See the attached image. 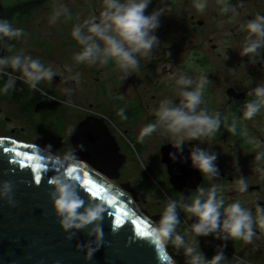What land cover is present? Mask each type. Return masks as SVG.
I'll list each match as a JSON object with an SVG mask.
<instances>
[{
  "label": "flooded vegetation",
  "instance_id": "af4514ba",
  "mask_svg": "<svg viewBox=\"0 0 264 264\" xmlns=\"http://www.w3.org/2000/svg\"><path fill=\"white\" fill-rule=\"evenodd\" d=\"M62 1L71 18L62 15L51 23ZM75 2L78 5L70 6V0H0V19L24 30L22 37L0 42V56L11 57L22 52L40 59L46 66L51 65L57 73L52 81H41L36 89L30 88L18 71L6 69L5 74H0V139L39 146L42 150L45 143H53L63 151L61 145H65L69 147L67 153L75 152L76 158H81L82 154L95 152V148L100 151L97 150L99 145L93 148L90 143L100 139L104 145L106 128L125 159L113 182L130 199L135 212L152 224L160 219L169 199L190 203L198 186L209 189L213 183L218 186L225 206L239 201L255 217L257 206H264V152L252 155L255 172L245 177L248 184L245 193L239 192L238 179L227 166L236 160L245 162L242 153L233 148L242 142V135L247 134L246 124H241V120H245L243 109L254 99L247 93L264 83V48L259 50V55H240L248 37L246 23L257 14H264V0H152L145 15L155 9L163 12L157 31L159 53L138 57V69L130 70L127 76L114 60L106 65L91 66L74 61V54L81 51L82 46L71 36L73 26L98 15L103 7V0H92L91 6H83L81 0ZM198 3H204L205 8L198 9ZM226 5L235 7L236 14L225 13ZM251 60L260 61L248 69ZM195 62L202 63L205 69L193 73ZM186 72L194 76L193 80L208 76L201 107L209 114L218 113L222 123L214 136L202 142L186 143L182 162L170 158L169 153L177 150L171 144L174 140L163 129L146 136L143 142L138 137L145 125L156 122L154 110L162 100L179 103L180 86L176 78ZM77 77L81 78L80 82ZM10 80L14 87L4 93L2 89ZM88 91L93 92L94 98H89V102ZM62 96L80 107L73 106V112L68 103L60 101ZM100 105L109 109L112 118L96 110ZM120 108L125 109L127 119L119 115L113 118ZM233 121L237 127L235 134L227 128ZM85 122L84 130L76 137L79 145H84L83 150H79L73 135ZM69 129L74 130L72 136L68 135ZM197 144L217 154L215 164L219 176L214 180L203 177L187 159L190 149ZM178 215L181 223L177 231L185 236L188 244L201 249L206 258H212L218 246L226 244L227 264H264V232L256 229L255 224L258 235L251 244L212 236L197 237V244L193 235L186 232L196 218L189 219L181 209ZM165 248L174 264H180L178 257L186 264L182 249L177 250L171 244Z\"/></svg>",
  "mask_w": 264,
  "mask_h": 264
},
{
  "label": "clouds",
  "instance_id": "9594fccd",
  "mask_svg": "<svg viewBox=\"0 0 264 264\" xmlns=\"http://www.w3.org/2000/svg\"><path fill=\"white\" fill-rule=\"evenodd\" d=\"M151 3L152 0H103V7L98 15L86 18L72 28V38L82 46V50L74 54V61L91 66L97 63L106 65L109 60H114L126 76L130 70L138 69L140 63L138 57H148L160 43L155 32L160 27V17L163 12L161 9H155L151 14L145 15V10ZM196 7L203 10L205 4L198 3ZM223 11L236 14V8L230 5H226ZM62 15L71 18L67 7L60 5L50 22L55 23ZM246 30L248 37L241 47L240 55L242 57L259 55V50L264 48V14H257L254 19L248 20ZM23 35V29L13 27L6 19H0V42H4L5 39H17ZM6 69L20 72L21 78L32 89H36L41 81H52L57 76L51 65L46 66L40 59H33L31 55H25L22 52L11 57L0 56V74H5ZM208 83L209 79L206 75L193 80L184 74H179L176 78V84L180 86L179 103H174L170 99L162 100L159 107L154 110L156 122L147 124L140 130L139 140L143 142L146 136H150L158 129H163L174 140L171 144L177 150L169 153L170 158L173 161L179 159L183 162L186 143L202 142L205 138L214 136L221 128L220 115L209 114L201 107L203 90ZM13 87L10 80L2 91L7 93ZM247 95L254 96V99L244 105L243 117L251 120L264 109V83L258 84ZM117 115L127 119L124 108H120ZM227 128L230 133L235 134L236 122L233 121L231 125H227ZM73 132V129H69L68 135L72 136ZM199 144L190 149L187 159H190L191 166L203 177L207 176L214 180L219 176V170L215 164L217 154L201 148ZM77 148L83 150L84 145L80 144ZM51 149L50 144L43 150L38 148L40 152L43 151L47 155L48 159L55 158V153ZM75 158L76 153L71 151L63 157L66 161ZM48 183L53 189L50 196L56 216L59 218L63 231L67 233V239L71 240L77 232L87 230L89 240L85 244H78L77 247L84 251L85 260L91 261L104 244L102 223L108 211L107 199L89 198L86 203L74 179L67 173L51 176ZM238 185L239 192L248 191V184L243 176L239 178ZM13 189L14 185L11 181H5L0 185V199H5L10 207H15ZM196 193L190 203L169 199L160 219L147 230V238L157 250L171 244L177 250H183L186 264H227L224 252L226 244L219 245L216 254L208 259L201 249L197 250L186 242L185 236L177 231L181 223L178 209L187 213L189 219L196 218L186 232L193 235L197 244V237L208 236L224 241L241 240L251 244L253 238L258 235L256 229L264 232V206H257L255 217L252 211L239 201L225 206V200L215 183L209 189L198 186ZM117 230L118 228L114 226L113 231ZM139 235L144 236V232Z\"/></svg>",
  "mask_w": 264,
  "mask_h": 264
},
{
  "label": "water",
  "instance_id": "95a60500",
  "mask_svg": "<svg viewBox=\"0 0 264 264\" xmlns=\"http://www.w3.org/2000/svg\"><path fill=\"white\" fill-rule=\"evenodd\" d=\"M86 124H80L74 132L76 148L80 143L76 137ZM101 143L100 139L90 143L93 148L99 145L97 150L100 151L95 148V152L66 161L56 155L48 159L43 151L38 150H42L39 146L0 139V185L5 181L13 183L15 202V207H10L5 199H0V264H174L165 247L157 250L147 236L139 235L153 224L135 212L130 199L113 182L125 159L106 128L104 145ZM13 148L22 154L42 158L25 160L24 163L46 165L47 171L41 168L37 172L21 166L22 156L5 150ZM69 167H75L77 172L74 175L81 177L74 182L86 203L89 198L104 199L91 196L82 183L84 178L103 188L105 199L116 201L115 205L108 204L102 223L104 244L91 261H86L84 251L77 247L89 240L87 230L77 232L71 240L67 239L50 196L53 189L48 183L49 178L66 174ZM37 176L40 177L39 182ZM114 226L118 228L115 232Z\"/></svg>",
  "mask_w": 264,
  "mask_h": 264
},
{
  "label": "rangeland",
  "instance_id": "374dc122",
  "mask_svg": "<svg viewBox=\"0 0 264 264\" xmlns=\"http://www.w3.org/2000/svg\"><path fill=\"white\" fill-rule=\"evenodd\" d=\"M75 1H79V0H70V2H71L70 6L78 5V2H75ZM81 1H82L83 6H91V4H92V0H81ZM61 5H64L63 1H62ZM150 14H151V12H150ZM160 27H161V18H160ZM157 31L155 32V35H157ZM156 49H157V51H156ZM158 53L159 52H158V46H157L152 50L151 55L158 54ZM259 61L260 60H258V61L251 60L249 62V64H247L248 69L251 67V65L253 63L258 64ZM193 67L195 68L193 70V73H195V72L199 73L205 69L202 66V63H200V62H195ZM190 69H192V68H190ZM262 69L264 70V66H262ZM185 75L187 77H190V78H192V76H193L187 72ZM77 79L79 80V82L81 81L80 77H77ZM107 87H108L107 90L110 91L111 86L108 85ZM101 92H103V90ZM92 94H93L92 91L87 92V95H88L87 96L88 97L87 102H89L88 101L89 98L94 100V98L91 96ZM100 95H105V93H101ZM109 99L112 101V99L110 97H109ZM60 101L64 102V103H68V107H70L73 112L75 111V109H73V106L80 107L77 103H75L73 101H69V100L65 99L63 96L60 98ZM132 101L134 102V100H132ZM96 110L99 112H102L103 114H107L109 116V118H112L111 112H109V109L105 105H100V107H97ZM115 117H119V116L114 113L113 118H115ZM241 124H246L247 134L242 135V137H243L242 142L238 145L235 144L233 149L235 151L238 150L240 153H242V156L245 159V162L240 161V163H238L236 160L235 162H233L227 166V170L230 173H232V175L236 176V178L238 180L241 176H243L244 178L249 177L252 173L255 172L254 169H255L256 162L252 157V155H254V152H258L260 154L264 152V109H262L261 112L258 113L251 120L245 119L243 121V119H242ZM49 144L52 146L51 151H53L55 154H58L62 158L65 156V154L67 153L66 150H68V148H69L68 146L66 147L65 145H61L62 147H64V151H63V150L57 149V146L55 147L53 143H45L44 145L46 147ZM235 158H236V155H235ZM178 260H179L180 264H182V261L179 257H178Z\"/></svg>",
  "mask_w": 264,
  "mask_h": 264
},
{
  "label": "snow or ice",
  "instance_id": "6c2138e0",
  "mask_svg": "<svg viewBox=\"0 0 264 264\" xmlns=\"http://www.w3.org/2000/svg\"><path fill=\"white\" fill-rule=\"evenodd\" d=\"M6 151H10V152H15L16 155L18 156H22V159L19 161V163L21 164V166L23 167H30L32 168L33 171H37L39 172L41 168H43L44 170H47V166L46 165H42L40 163L34 164V165H28L25 164L24 161H33V160H41L42 158L40 157H34L32 155H27V154H22L19 151H17L15 148L13 149H5ZM77 172V169L75 167H69L67 170V174L70 175V178L74 179V180H81V177L78 175H74V173ZM37 182L40 181V177L37 176ZM84 187L87 189V191L91 194V196L99 198V199H105V197L102 195L104 193V189L101 187H98L93 181L84 178L82 181ZM107 203L109 205H115L116 201L112 198H108L107 199ZM147 231L144 232V236H147Z\"/></svg>",
  "mask_w": 264,
  "mask_h": 264
}]
</instances>
